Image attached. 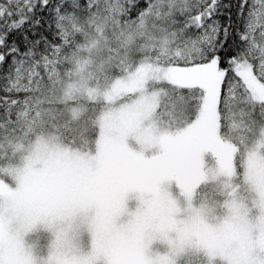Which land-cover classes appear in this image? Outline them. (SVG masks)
Here are the masks:
<instances>
[{"label": "rangeland", "instance_id": "rangeland-1", "mask_svg": "<svg viewBox=\"0 0 264 264\" xmlns=\"http://www.w3.org/2000/svg\"><path fill=\"white\" fill-rule=\"evenodd\" d=\"M83 100L80 143L43 132L4 153L0 264H264V145L134 86Z\"/></svg>", "mask_w": 264, "mask_h": 264}, {"label": "snow or ice", "instance_id": "snow-or-ice-1", "mask_svg": "<svg viewBox=\"0 0 264 264\" xmlns=\"http://www.w3.org/2000/svg\"><path fill=\"white\" fill-rule=\"evenodd\" d=\"M113 82L264 145V0H0V133L61 130Z\"/></svg>", "mask_w": 264, "mask_h": 264}, {"label": "trees", "instance_id": "trees-1", "mask_svg": "<svg viewBox=\"0 0 264 264\" xmlns=\"http://www.w3.org/2000/svg\"><path fill=\"white\" fill-rule=\"evenodd\" d=\"M188 108L192 109L191 113L193 114L194 113L193 111H195V108L190 107V106L185 107L186 111ZM181 110H182L181 108H175L174 112L176 113L178 118H181L184 121L186 115H184V119H183V116L179 117L181 115ZM191 113H189V115ZM82 117L84 118V116H82ZM187 118L190 119L189 117H187ZM75 122L76 121L74 120L71 125H69L67 127H63L61 130H56L54 127L52 130H49V129H44L43 127L24 125L23 128L19 131H15V132L10 131L6 134L0 133V166L4 165V160H5L4 153L6 154L7 152H9L10 149L13 148V145L16 141L20 142V139H24L26 136L30 137V136L35 135L37 133L41 134L43 132H46V133L50 132V133L60 135L63 140H65L69 143H80L81 142V136H82V129L79 126L80 124H78L77 122H76V124L78 126H75L74 125ZM211 124H212L211 120L208 119L207 125L211 126ZM89 125L93 126L91 123H89ZM221 135L226 139L225 135H223V134H221ZM238 136H239V134H236V137H232V136L231 137L233 138V140H235ZM167 143H168V140L161 139L159 147L164 148V147H166ZM193 149H194V145H191L190 148H188L186 150V153L190 155L193 152ZM209 152L214 156V153L211 150H209ZM232 153H233V151H232ZM169 157H170V160H169L170 163H177L175 160L176 156L174 157L173 155H169L167 158H169ZM148 163H150V162H148ZM156 165L157 164L155 162L154 163L152 162V164H147V166L150 167L148 169H151V167H156ZM172 169L173 170H171V171H166L165 174L171 173V174H174L176 177L179 176V178H181V179H186L189 175H191V172L189 171V169H185L183 171H180V169L175 168V167H173Z\"/></svg>", "mask_w": 264, "mask_h": 264}, {"label": "flooded vegetation", "instance_id": "flooded-vegetation-1", "mask_svg": "<svg viewBox=\"0 0 264 264\" xmlns=\"http://www.w3.org/2000/svg\"><path fill=\"white\" fill-rule=\"evenodd\" d=\"M187 154V153H186ZM188 155V154H187ZM176 160V159H175Z\"/></svg>", "mask_w": 264, "mask_h": 264}]
</instances>
